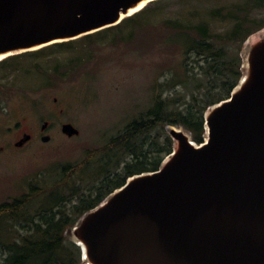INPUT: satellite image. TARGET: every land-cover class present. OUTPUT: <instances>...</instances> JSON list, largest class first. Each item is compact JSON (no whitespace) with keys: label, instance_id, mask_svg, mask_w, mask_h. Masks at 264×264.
<instances>
[{"label":"water","instance_id":"1","mask_svg":"<svg viewBox=\"0 0 264 264\" xmlns=\"http://www.w3.org/2000/svg\"><path fill=\"white\" fill-rule=\"evenodd\" d=\"M155 1L0 0V57L119 26ZM247 57L248 78L243 59L230 98L207 110L204 143L167 127L174 148L161 168L129 178L72 228L83 263L264 264V39ZM62 132L79 135L70 123Z\"/></svg>","mask_w":264,"mask_h":264},{"label":"rangeland","instance_id":"2","mask_svg":"<svg viewBox=\"0 0 264 264\" xmlns=\"http://www.w3.org/2000/svg\"><path fill=\"white\" fill-rule=\"evenodd\" d=\"M246 2L150 3L140 11L144 13L138 25L103 30L70 45H52L0 60V207L12 204L32 188L56 187L62 168L81 163L89 154H96L92 157L95 163L103 159L111 140L150 107L151 89L165 68L179 60L176 48L162 45L164 29L205 22L212 34L228 35L235 21L216 15V10ZM249 18L263 21L264 11L253 10ZM261 31L252 35L248 53L264 39ZM250 38L242 48V60ZM44 122L49 126L42 131ZM67 123L79 130L78 136L63 134L62 126ZM26 135L31 140L17 147ZM44 136L50 138L48 142L42 141ZM69 185L63 191L74 188ZM76 186L86 190L90 178L84 177ZM17 231L25 233L16 221L0 218V234L14 240ZM66 236L74 243L72 229ZM67 250L74 264H85L79 261L76 249L68 246Z\"/></svg>","mask_w":264,"mask_h":264},{"label":"trees","instance_id":"3","mask_svg":"<svg viewBox=\"0 0 264 264\" xmlns=\"http://www.w3.org/2000/svg\"><path fill=\"white\" fill-rule=\"evenodd\" d=\"M253 10L264 11V0H247L241 6L217 9L216 15L235 21L228 35L212 34L205 22L163 30L164 49L176 48L179 60L165 68L159 76L165 79L158 78L151 89L150 107L111 140L103 159L95 163L92 157L96 154H89L81 163L63 167L56 187L32 188L12 204L0 207V218L8 217L25 230L17 231L14 240L0 234L3 264H74L75 259L67 253L68 246L76 249L80 261L81 250L67 239V231L129 178L161 168L174 148L167 127L183 128L196 144L204 143L207 110L230 98L243 75L242 48L249 37L264 29V20L249 18ZM143 13L106 30L121 31L138 25ZM123 160L125 165L121 166ZM86 176L90 186L82 190L76 183H83ZM70 183L74 188L63 191Z\"/></svg>","mask_w":264,"mask_h":264},{"label":"bare ground","instance_id":"4","mask_svg":"<svg viewBox=\"0 0 264 264\" xmlns=\"http://www.w3.org/2000/svg\"><path fill=\"white\" fill-rule=\"evenodd\" d=\"M147 2H143V3H141L139 6H137V8H135V9H133V10H131L130 11V14H134V13H136L137 11H139V10H141L144 6H145V4H146ZM261 35H264V31L262 32L261 31V33H260ZM250 38V37H249ZM252 39H253V36L249 39V41L246 43V47H245V49H244V52H243V55H244V77H243V81L244 80H246V78H248V70H247V68H248V66H247V59H246V57H247V54H248V51H249V49H250V47H251V45H252ZM6 56H2V57H0V60H3L4 58H5ZM248 58V57H247ZM76 242L80 245V246H82V248H84L85 246H84V244L82 243V242H80L79 240H76ZM85 263H86V261H85ZM87 264V263H86Z\"/></svg>","mask_w":264,"mask_h":264},{"label":"flooded vegetation","instance_id":"5","mask_svg":"<svg viewBox=\"0 0 264 264\" xmlns=\"http://www.w3.org/2000/svg\"><path fill=\"white\" fill-rule=\"evenodd\" d=\"M29 136V135H28ZM30 140H31V136H30ZM28 142V141H27Z\"/></svg>","mask_w":264,"mask_h":264}]
</instances>
